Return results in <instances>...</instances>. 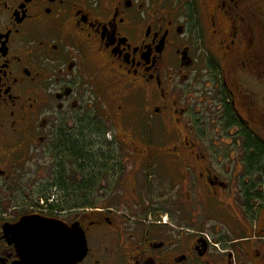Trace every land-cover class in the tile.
I'll return each mask as SVG.
<instances>
[{"label":"flooded vegetation","instance_id":"flooded-vegetation-1","mask_svg":"<svg viewBox=\"0 0 264 264\" xmlns=\"http://www.w3.org/2000/svg\"><path fill=\"white\" fill-rule=\"evenodd\" d=\"M263 123L264 0H0V264H264Z\"/></svg>","mask_w":264,"mask_h":264},{"label":"rangeland","instance_id":"rangeland-1","mask_svg":"<svg viewBox=\"0 0 264 264\" xmlns=\"http://www.w3.org/2000/svg\"><path fill=\"white\" fill-rule=\"evenodd\" d=\"M245 83L247 85H250V82H248L247 80H245ZM253 85V84H251ZM92 115L97 118L98 116H101L102 113H105V110H103V104L99 101V100H96L95 102L92 103ZM97 124L99 125L100 122H97ZM264 124V123H263ZM113 131H109V134H112ZM245 135L247 134H251V136H254L256 139L257 136L255 134H263L264 133V125L260 126V125H254L253 124V127L252 129H249L247 128L246 130H244L243 132ZM94 140V139H93ZM99 143V141H97ZM245 139H243L242 137L240 138H237L236 140H233V141H230V140H226L224 141L223 143H220L219 141L216 142L215 144L217 145L216 148L218 149H221V150H237L239 151V155H238V159H241V160H245L244 158V151L246 150L244 147H245ZM263 142H264V138H263ZM100 144V143H99ZM206 147H209V148H212L213 146V142H206L205 143ZM108 147H109V151L108 153H110V150L114 149V145L111 143V142H108ZM92 149L94 150V154L97 153L96 151H100L101 150V144L99 146H95L94 144H92ZM241 152V154H240ZM250 154H251V151H250ZM246 155V154H245ZM96 162V161H95ZM264 163V161H262ZM258 169H256V180L255 179V176H254V182H256L255 184L258 185V187L256 188V185L254 184V186H251V193L253 194V197L257 199V202L254 203L253 205L251 204V209L253 211V214L257 215L258 213V220L259 222H264V200L261 199H258L261 196V193H260V185H261V178H260V175L258 174L259 172ZM261 211V212H259ZM244 212V211H243ZM247 213V211H246ZM239 215H241L239 212H238ZM255 223V221H254ZM254 227V225H253Z\"/></svg>","mask_w":264,"mask_h":264},{"label":"water","instance_id":"water-1","mask_svg":"<svg viewBox=\"0 0 264 264\" xmlns=\"http://www.w3.org/2000/svg\"><path fill=\"white\" fill-rule=\"evenodd\" d=\"M39 220L28 219L22 223L20 226V230L29 229V239L32 240L36 247L41 246L38 249H34V252L38 255L42 252L52 253V250L57 246V238L53 236H49L47 231L43 230L39 227ZM79 241V236L77 237ZM82 245H80L79 252H81Z\"/></svg>","mask_w":264,"mask_h":264},{"label":"trees","instance_id":"trees-1","mask_svg":"<svg viewBox=\"0 0 264 264\" xmlns=\"http://www.w3.org/2000/svg\"><path fill=\"white\" fill-rule=\"evenodd\" d=\"M245 151L248 153L245 155V161L248 162L249 167L252 171L258 169V174L260 175L261 182H264V142L261 139H256L251 134H247L245 140ZM251 151V154H250ZM93 166H96L94 164Z\"/></svg>","mask_w":264,"mask_h":264},{"label":"snow or ice","instance_id":"snow-or-ice-1","mask_svg":"<svg viewBox=\"0 0 264 264\" xmlns=\"http://www.w3.org/2000/svg\"><path fill=\"white\" fill-rule=\"evenodd\" d=\"M43 230L55 234L60 247L69 254H73L78 244V238L71 228H65L61 225L50 224L46 221L38 222Z\"/></svg>","mask_w":264,"mask_h":264}]
</instances>
